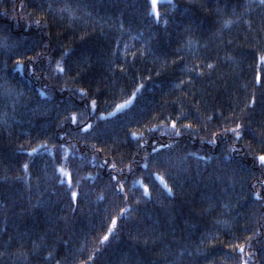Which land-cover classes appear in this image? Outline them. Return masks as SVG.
Here are the masks:
<instances>
[{
    "label": "trees",
    "instance_id": "16d2710c",
    "mask_svg": "<svg viewBox=\"0 0 264 264\" xmlns=\"http://www.w3.org/2000/svg\"><path fill=\"white\" fill-rule=\"evenodd\" d=\"M151 7L0 0V264H264V2Z\"/></svg>",
    "mask_w": 264,
    "mask_h": 264
},
{
    "label": "snow or ice",
    "instance_id": "6c2138e0",
    "mask_svg": "<svg viewBox=\"0 0 264 264\" xmlns=\"http://www.w3.org/2000/svg\"><path fill=\"white\" fill-rule=\"evenodd\" d=\"M262 2H264V0H262ZM156 4H157V0H151V5H152L153 12L150 13V15L155 14L157 16V19H159V14L155 12ZM209 67H211V65H209ZM60 71H63V69H60ZM127 104H128V102L126 101L125 104H119L116 107H117L118 110L119 109H123V108H125L127 106ZM92 105H93V108H94L95 107V101H92ZM73 120L75 122V118H73ZM90 127H91V125H87L85 128L82 129V131H87L88 128H90ZM173 127H175L174 124H173ZM186 127H187V125H186ZM239 128H240V125L237 124L236 127L234 129H230V131L234 132L236 134V136L239 137V131H238ZM154 151H156V149H154ZM259 159L262 162H264V155L260 156ZM24 167H25V169H27V165H25ZM113 179H115V177H113ZM160 179L163 182V178L161 177ZM164 187H165V190L166 191H168L169 193H171V189H169L166 184H164ZM119 191L120 192L123 191L122 187H121V189H119ZM144 191H145V194H147L148 189L145 188ZM76 196H77V194L75 192H73L72 193V199L75 200L76 199ZM124 211L125 210H123V209L121 210L122 214H123ZM112 224H113V226L116 224L115 218H113ZM108 231H109V233H111L112 232V228L110 227ZM107 239H108V236L107 235L104 236L103 239L101 240V243H103ZM240 251H243V247L242 246L240 247ZM89 259H92V258L89 257Z\"/></svg>",
    "mask_w": 264,
    "mask_h": 264
},
{
    "label": "bare ground",
    "instance_id": "6f19581e",
    "mask_svg": "<svg viewBox=\"0 0 264 264\" xmlns=\"http://www.w3.org/2000/svg\"><path fill=\"white\" fill-rule=\"evenodd\" d=\"M185 3H186V2H184V3L182 4V6L185 5ZM175 4H176V5H179L178 3H175ZM196 42H197V41L195 40V42L193 43V46H194V44H196ZM189 46H191V44H190ZM64 181L69 182V178L67 177V179L64 180Z\"/></svg>",
    "mask_w": 264,
    "mask_h": 264
},
{
    "label": "rangeland",
    "instance_id": "374dc122",
    "mask_svg": "<svg viewBox=\"0 0 264 264\" xmlns=\"http://www.w3.org/2000/svg\"><path fill=\"white\" fill-rule=\"evenodd\" d=\"M158 1V0H157ZM157 5V4H156ZM151 9H152V7H151ZM152 11H153V9H152ZM155 12H156V9H155ZM120 104H125V102H123V103H120ZM116 110H117V107H116Z\"/></svg>",
    "mask_w": 264,
    "mask_h": 264
}]
</instances>
